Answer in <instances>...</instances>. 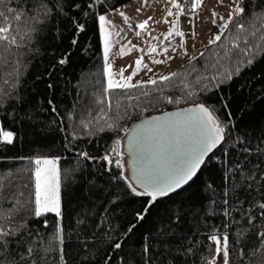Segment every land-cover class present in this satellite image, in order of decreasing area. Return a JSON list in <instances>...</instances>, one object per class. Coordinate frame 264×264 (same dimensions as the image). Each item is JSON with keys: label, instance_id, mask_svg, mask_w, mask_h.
<instances>
[{"label": "trees", "instance_id": "16d2710c", "mask_svg": "<svg viewBox=\"0 0 264 264\" xmlns=\"http://www.w3.org/2000/svg\"><path fill=\"white\" fill-rule=\"evenodd\" d=\"M131 1L103 0L89 9L86 5L91 0H62L65 14L38 24L44 30L33 32L31 39L24 36L29 24L22 19L17 34L21 46H12L4 54L7 62L0 57V89L20 98L18 102L6 98L0 106V124L15 133L12 144L0 141V178L11 172L12 182L19 184V191L24 193L20 197L23 201L31 198L33 190L29 170L34 165L29 160L56 158L61 172L64 243L52 241L53 250L41 252L45 259L37 258V264H61V247L64 264H208L212 259L210 249L214 248L208 237L224 232L229 236L230 264H251L246 257L257 243L251 234L255 229H248L237 209L249 207V194L258 203L264 202L256 192L258 183L264 186V53H257L251 64L241 53L245 40L250 49L253 44L262 43L258 36L264 34V0H245V16L237 17V22L246 27L255 24L257 37L250 34V27L248 32L238 33L230 25L221 41L176 70L178 75L171 81L128 91L110 90L98 17ZM75 3L81 8L72 7ZM7 7L25 11L28 16L38 9L37 5L28 12V0H6L0 10ZM72 18L83 24L84 31H77ZM235 43L241 48L236 49ZM65 57L67 62L59 63ZM17 67L18 76L14 74ZM228 72L232 73L231 79H225ZM143 92L148 96H143ZM189 92L194 94L188 95ZM129 96L139 99L129 100ZM167 97L180 102L168 103ZM117 99L122 116L117 122L119 128L96 132L104 124L103 119L97 122V118L103 114L115 116ZM108 101H112V108ZM200 103L215 109V115L226 125V134L224 142L186 188L152 202L148 196L135 195L128 182L116 178L120 169L114 164L111 171L106 170L102 157L116 147L119 139L126 175L122 129H131L151 116ZM90 121L88 128L82 127ZM242 147L249 151H241ZM85 151L96 159L77 155ZM112 158L115 160V153ZM253 172L255 178L248 179ZM260 191L264 192V187ZM9 210L7 203L0 208V212ZM225 210L229 215H225ZM138 213L144 215L143 220L137 219ZM57 219L53 213L39 218L29 216L27 227L48 244L56 231ZM44 220L48 221L47 227ZM256 223L264 226L259 218ZM235 241L245 249L244 257L232 246ZM117 242L121 243L119 249L114 247Z\"/></svg>", "mask_w": 264, "mask_h": 264}, {"label": "snow or ice", "instance_id": "6c2138e0", "mask_svg": "<svg viewBox=\"0 0 264 264\" xmlns=\"http://www.w3.org/2000/svg\"><path fill=\"white\" fill-rule=\"evenodd\" d=\"M223 3V0H219ZM6 0H0V6H3ZM103 3V0H91L90 3L86 5L87 8L92 9L94 5ZM147 3V0H144ZM168 4L176 9L174 13L171 7L168 8L166 16L163 18L164 23H169L168 17H176L171 23L172 27L167 33H164V39L167 40L169 37L175 33L176 36L183 38L185 32L179 30V16L185 14V9H189L193 13L197 12L203 5V0H186L184 5L176 2V0H168ZM245 0H233V7L230 9L228 17L220 16L215 10L212 11V22L215 24L217 17L222 22L218 25V29H223L224 32L229 31V26L232 25L237 29L238 33L248 32L249 27L252 29L250 34L253 37H257L256 25L251 24L246 27L245 23L237 22V17L245 16ZM37 12L32 15H26L25 11H18L17 8L7 7L0 10V57L5 59V53L10 50L12 46L19 48L21 45L17 42V34L20 33L19 22L23 19L29 24L28 29L24 32V36L31 39V34L33 32H42L44 29L38 28L37 25L40 23H47L48 21H55L60 14L64 13V5L62 0H28V12H31L33 8L37 7ZM75 9H80L81 5L75 3L72 5ZM139 12L140 9H137ZM11 14V18L9 16ZM87 16L88 13L84 12ZM120 17L123 19L124 24L128 25L129 28L132 27L130 22V17L123 11H119ZM251 15V13H249ZM73 23L77 31H84L83 24L77 23L74 18ZM99 25L104 39V58L108 61L110 49L113 47L115 41L112 37H120L122 28H117L116 25L108 18L107 15L101 14L98 17ZM152 17L140 22L136 25L139 31H135V35L140 37L142 32L146 33L147 36L151 37L153 40H158L159 37L153 35L151 31H147L149 26V21ZM13 21L16 22L14 26ZM186 23L191 24V19H186ZM156 23H159L157 21ZM106 25H110L112 30L109 31ZM218 30L217 34L209 41L210 44H216L221 41V37L224 34ZM194 35V33H193ZM23 39V37H21ZM258 39L262 42L261 44H253L252 49L248 48L247 45L249 41L245 40V48L242 55L247 57V64L253 63V59L257 53H264V34H260ZM73 44L76 40L73 39ZM131 43L130 41L128 42ZM171 44V41H169ZM183 44H181V47ZM234 47L240 49L241 45L235 43ZM132 48L140 51L144 54L160 53L157 52V46L151 44L147 52L144 48L138 45H132ZM168 47L163 48V53L168 52ZM175 51V48L173 49ZM123 54V47L121 48ZM185 55H187V50L185 49ZM204 53H200L203 56ZM173 57L168 56L167 59H172ZM195 60L196 57H191ZM144 55H141L135 60V69L128 75L124 76L123 73L125 69L119 70V80L114 79V73L112 71V65L109 63L106 69V73L109 77L108 79V89L110 90H124L128 91L134 88H144L147 85L158 86L162 82L171 81L174 77H177L178 73L173 72L169 75H160L159 79L156 77H150L149 80H140L133 84L131 81L135 76L138 75L141 70V65L143 68L147 69L149 72L152 69L148 64L143 63ZM67 62L66 57L61 58L59 63L64 64ZM166 60L154 59L152 63L162 64ZM129 67H132L129 65ZM235 71L238 73L240 68L237 67ZM15 75H19V68L17 67L14 72ZM232 73L228 72L225 79H231ZM207 79V77L203 78ZM216 79V77H212ZM7 82V81H6ZM199 83V81H197ZM187 87V84L184 85ZM218 86V85H217ZM15 87V85H13ZM51 87V86H49ZM207 88V85H205ZM159 91H163V88H159ZM194 93L189 92L188 95H193ZM143 96H148L147 92L142 93ZM6 98H11L15 101H19V97H13L11 92L4 91L0 89V106L3 105ZM129 100H138V97L129 96ZM168 103H179V100H175L172 97H167ZM51 104V101H49ZM109 108L113 107L112 101H108ZM116 114L114 117H108L103 114L101 117L97 118V122L100 119L104 120V124L96 128V132H104L106 130H112L113 128H119L117 123L119 119L122 118L119 111L120 101H116ZM129 107H132L129 104ZM53 112L56 109L53 107ZM127 115V113H124ZM92 122L83 123V128H88ZM125 133L128 155L131 158V171L132 175L138 182L139 188L134 186L130 181L129 177L124 175V164L122 162L123 156L120 150L122 141L116 140V147L111 150L109 154H106L102 159L106 161L107 171L112 170L113 164L116 168L120 169L117 177L118 179H123L128 182V186L131 191L137 196H148L152 202L158 197L167 195L168 193L181 188L184 184H187L197 173L201 164L204 163L205 156L208 155L213 149L220 145L225 140L226 125H224L218 117L215 115V109H210L205 104H196L193 107L182 109L175 112H168L162 116L152 117L148 120L143 121L141 124L136 125L133 129H122ZM89 135L92 133L89 132ZM15 139V133L11 130H5L3 125L0 124V141L12 144ZM238 143L243 144L242 141ZM241 151L248 152L247 147H242ZM112 153H115V160L112 158ZM78 156L86 159H96L95 157L89 156L85 152L77 153ZM24 159V158H21ZM29 163L34 165L33 169H30V179L33 182V190L31 192V198L28 200H21L24 193L19 191L20 185L14 184L11 180L12 173L9 172L6 177L0 178V208H3L4 203L8 204L9 211L0 212V264H37V258L41 261L45 259L41 252L47 253L53 250L52 241H58L60 245L64 243V237L62 235V200H61V172L58 167L59 161L56 158H36L34 160H29ZM240 169V165H237V170ZM255 173H251L248 179H254ZM264 179V175L261 176ZM8 182L5 183L4 181ZM27 187V185H24ZM246 187H251L247 185ZM261 187L257 184L256 192L260 199H264V192H261ZM225 204L228 203L227 200L224 201ZM243 205V201L240 202ZM258 211L253 212V209ZM147 209H145L146 211ZM241 211V219L246 220L248 229H255L251 234L257 239V243L251 248L249 256L246 259L251 261V264H264V226H260L257 222L258 218L264 221V202H257V198L249 194V207L237 209ZM49 213L55 214L58 218L56 222V231L54 232L51 240L48 244H44V238L36 232L35 234L31 229L27 227V221L29 216H34L36 218L46 216ZM225 215H229V211L225 210ZM138 220H143L144 215L142 213L137 214ZM44 226H48V221L44 220ZM131 231V228L129 229ZM244 231V230H241ZM241 233H238V235ZM38 238V239H37ZM208 239L214 245V248L210 249L212 253V259L208 264H217V260L221 264H230L229 255V236L226 232L219 235L213 233ZM40 247H37V244ZM239 241L233 242V247L237 248V253L244 257L245 249L243 247H238ZM114 247L119 249L121 243H115ZM60 255L59 260L61 264H64L63 248L58 249ZM188 251L191 252L192 248L189 247ZM32 259L29 260L28 258Z\"/></svg>", "mask_w": 264, "mask_h": 264}, {"label": "rangeland", "instance_id": "374dc122", "mask_svg": "<svg viewBox=\"0 0 264 264\" xmlns=\"http://www.w3.org/2000/svg\"><path fill=\"white\" fill-rule=\"evenodd\" d=\"M176 2L184 5L186 0H176ZM169 7H171L174 13L176 12V9L168 4V0H147L146 4L144 3V0H132L125 6L106 14L113 24L116 25L118 29L122 28L123 31L121 32L120 37H112L115 43L110 49L108 61L106 62L104 58L105 73L108 64L110 63L112 65L114 79L119 80L118 73L120 69H125L123 75L126 77L135 69V60L141 55H144L143 63L148 64L152 71L149 72L147 69L143 68L142 64L138 75L131 81L133 84L140 80L147 81L150 77H156L159 79L161 74L169 75L170 73L175 72L182 66L192 62L193 60L191 57H198L200 53L212 45L209 41L215 34H217L218 30L224 32L223 29H218V25L222 23L218 17L215 24L212 22V11L215 10V12L220 16L227 18L230 9L233 7V0H223V3H220L219 0H203V5L197 12L193 13L189 9L185 10V14L183 15L190 14L192 16V19L188 17L192 21L190 24L191 34H189V36L186 35L188 43H191L189 48H187V43L183 40L181 41L180 37L176 36L175 33H173V35L167 40L164 39L163 34L168 32V30L173 26L171 22L176 19L174 16L168 17L169 23L163 22V18L166 16ZM137 9H140V11L138 12ZM119 11L125 12V14L130 17L132 25L131 28L124 24L123 19L119 15ZM181 16L182 15L179 16V29ZM149 17H152V20L149 21L147 31H151L154 36L159 37L158 40L151 39V37L147 36L144 32H142L140 37L135 35V31H139V29L136 28V25ZM157 21H159V23H156ZM106 28L109 31L112 30L110 25H106ZM101 38L104 57V39L102 32ZM129 41L131 42L130 44L128 43ZM169 41H171V44H169ZM151 44H155L157 46V52L160 53L159 55H157V53L144 54L135 48H132V45H138L139 47L144 48L145 52H147V49ZM181 44H183L182 47ZM122 47L123 54L121 52ZM164 47H168L169 49L166 54L163 53ZM174 48L175 51L173 50ZM185 49L187 50V55H185ZM168 56L173 58L167 59ZM154 59L166 60V62L162 64H155L152 63ZM129 65L132 67H129ZM108 79L109 77L106 73L107 86ZM125 174L129 176L128 169H126ZM217 261L221 264L219 260Z\"/></svg>", "mask_w": 264, "mask_h": 264}, {"label": "water", "instance_id": "95a60500", "mask_svg": "<svg viewBox=\"0 0 264 264\" xmlns=\"http://www.w3.org/2000/svg\"><path fill=\"white\" fill-rule=\"evenodd\" d=\"M189 107H193V106H189ZM189 107H184V108H179V109H175V110H170V111H167V112H163V113H161V114H157V115L151 116V117H149V118H146V119L142 120L141 122L137 123L136 125H139V124H141L143 121L148 120V119H150V118H152V117L162 116V115H164L165 113H168V112H175V111H179V110L186 109V108H189ZM136 125H135V126H136ZM135 126H134V127H135ZM134 127H132L131 129H133ZM219 146H220V145H218L215 149H213L210 153H208L207 156H205V158H204V163L200 165V167H199V169H198L196 175H195V176H194V177H193V178H192L187 184H184L181 188H178V189H176L175 191H172V192H170V193H168V194H174V193H177V192L183 190L184 188H186L189 184H191V183L196 179V177L200 174V172L202 171V169H203V167H204V165H205L207 159H208V158H209V157H210V156H211V155L217 150V148H218ZM123 147H124V152H125V154H126V156H127L126 164H127V169H128L129 179H130L131 182L134 184V186H137V188H138L139 190H142V189L139 188L138 182L136 181L135 177L132 175V171H131V158H130V156L128 155V149H127L126 137L124 138ZM168 194H167V195H168Z\"/></svg>", "mask_w": 264, "mask_h": 264}, {"label": "crops", "instance_id": "0c3cea01", "mask_svg": "<svg viewBox=\"0 0 264 264\" xmlns=\"http://www.w3.org/2000/svg\"><path fill=\"white\" fill-rule=\"evenodd\" d=\"M188 17H190L191 19H192V16L190 15V14H186V15H182L181 16V24H180V29L179 30H183L186 34H185V36L183 37V38H181L180 37V40L182 41H185L186 43H187V48H189V46L191 45V43L189 44L188 43V39H187V36H189V34H191L190 33V29H191V26H190V24L189 23H186L185 21H186V19H190V18H188ZM187 24V27L185 28V26H184V24ZM187 35V36H186ZM191 42H192V40H191ZM217 264H219V262L217 261Z\"/></svg>", "mask_w": 264, "mask_h": 264}, {"label": "bare ground", "instance_id": "6f19581e", "mask_svg": "<svg viewBox=\"0 0 264 264\" xmlns=\"http://www.w3.org/2000/svg\"><path fill=\"white\" fill-rule=\"evenodd\" d=\"M184 26H185V28H186V27H187V24L185 23Z\"/></svg>", "mask_w": 264, "mask_h": 264}]
</instances>
